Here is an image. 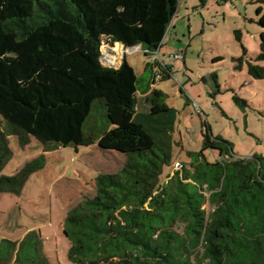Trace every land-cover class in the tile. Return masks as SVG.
Returning a JSON list of instances; mask_svg holds the SVG:
<instances>
[{
    "label": "trees",
    "instance_id": "obj_1",
    "mask_svg": "<svg viewBox=\"0 0 264 264\" xmlns=\"http://www.w3.org/2000/svg\"><path fill=\"white\" fill-rule=\"evenodd\" d=\"M177 6L178 0H0V193L19 195L45 162L41 156L12 177L1 175L11 156L9 135L22 146L33 137L45 151L96 144L125 157L116 173H99L94 196L66 214L73 264H264V157L236 158L231 144L206 128L201 150L187 152L188 165L160 182L172 160L176 114L167 95L152 88L159 64L145 63L150 77L143 82L125 60L118 68L101 63L102 38L139 45L149 57ZM257 24L256 62L264 60V14ZM247 74L264 81L263 66L247 62ZM137 93L148 106L144 117ZM209 149L219 154L214 162L204 155ZM0 264H51L40 232L1 239Z\"/></svg>",
    "mask_w": 264,
    "mask_h": 264
},
{
    "label": "rangeland",
    "instance_id": "obj_2",
    "mask_svg": "<svg viewBox=\"0 0 264 264\" xmlns=\"http://www.w3.org/2000/svg\"><path fill=\"white\" fill-rule=\"evenodd\" d=\"M262 14L264 5L252 0L225 4L217 0H178L159 59L152 58L153 54L146 57L139 45L123 47L102 38L101 63L105 66L118 68L125 60L146 82L150 76L144 72L145 63L152 60L159 64L152 88L167 95L166 103L176 114L172 160L164 168L160 182L178 171L175 163L188 165L187 152L201 150L206 128L214 138L231 144L234 157H264V81L247 74V62L264 67V60L255 61L262 32L257 21ZM243 50L246 54L237 69L235 59L243 56ZM163 72L170 78L161 80ZM147 112L144 95L137 93V113L144 117ZM95 122V118L89 120L91 125ZM7 139L11 156L1 175L12 177L41 156L45 162L40 170L28 175L19 195L0 193V240L18 241L27 232L38 230L51 264H73L68 259L69 242L63 234L66 214L85 198L94 196L92 181L99 173H116L125 157L101 150L96 144L45 151L33 137L23 146L14 135ZM204 155L209 162L219 158L217 150H206Z\"/></svg>",
    "mask_w": 264,
    "mask_h": 264
},
{
    "label": "built area",
    "instance_id": "obj_3",
    "mask_svg": "<svg viewBox=\"0 0 264 264\" xmlns=\"http://www.w3.org/2000/svg\"><path fill=\"white\" fill-rule=\"evenodd\" d=\"M159 49H160V47H159L156 51L150 53V54H153L152 58H157V59H159ZM152 58H150V59H152ZM151 61H152V60H151ZM155 69H156V68H155ZM181 167H182V165H181L180 163H178V162L175 163V168H176L177 170H180Z\"/></svg>",
    "mask_w": 264,
    "mask_h": 264
},
{
    "label": "crops",
    "instance_id": "obj_4",
    "mask_svg": "<svg viewBox=\"0 0 264 264\" xmlns=\"http://www.w3.org/2000/svg\"><path fill=\"white\" fill-rule=\"evenodd\" d=\"M160 49H161V47H160ZM160 49H159V50H160ZM29 142H30V139L28 140V142H27V143H29ZM57 148H59V147H57ZM55 149H56V148H55Z\"/></svg>",
    "mask_w": 264,
    "mask_h": 264
}]
</instances>
